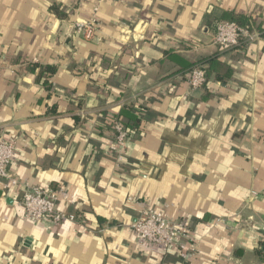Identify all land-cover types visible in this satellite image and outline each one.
Returning a JSON list of instances; mask_svg holds the SVG:
<instances>
[{
	"label": "crops",
	"instance_id": "0c3cea01",
	"mask_svg": "<svg viewBox=\"0 0 264 264\" xmlns=\"http://www.w3.org/2000/svg\"><path fill=\"white\" fill-rule=\"evenodd\" d=\"M225 15L257 38L215 44ZM263 30L264 0H0V139L20 182L0 181V264H264ZM215 54L228 77L192 87L186 62ZM126 107L141 122L121 152ZM24 182L78 222L24 218ZM148 208L187 225L173 246L132 230Z\"/></svg>",
	"mask_w": 264,
	"mask_h": 264
},
{
	"label": "built area",
	"instance_id": "2783aa9c",
	"mask_svg": "<svg viewBox=\"0 0 264 264\" xmlns=\"http://www.w3.org/2000/svg\"><path fill=\"white\" fill-rule=\"evenodd\" d=\"M98 7H95V12ZM96 18L82 19L77 23L78 31L86 39H94L97 35ZM257 34L250 32L236 22L220 20L215 26L214 42L217 45L237 47L247 41H253ZM189 83L192 87H205L207 76L204 65H196L189 74ZM116 140L113 149L124 151L129 133L126 127L116 122L114 125ZM16 142L0 139V181L4 188L11 189L20 182L9 171V166L14 158ZM24 218L41 221L50 217L56 222L65 220L78 222L77 217L68 215L59 208L60 194L57 190L44 188L29 182L22 183ZM188 229L187 225L179 219H169L156 209H145L141 217L132 225V230L142 243L152 247L168 248L175 244L177 238Z\"/></svg>",
	"mask_w": 264,
	"mask_h": 264
},
{
	"label": "trees",
	"instance_id": "16d2710c",
	"mask_svg": "<svg viewBox=\"0 0 264 264\" xmlns=\"http://www.w3.org/2000/svg\"><path fill=\"white\" fill-rule=\"evenodd\" d=\"M220 20H234V21H237L238 23L244 25L245 27L247 26L249 29H250V25H247L248 24V21H244L243 19H241L240 17H237L236 15H225V17H222L220 18ZM262 38H264V30H263V34H262ZM199 64H202L204 65V68H205V71H206V76H207V84L205 85V88H208L209 86V83L211 82V73L214 72V71H219V77L217 78L218 80L224 82L225 81V78L228 77V72L225 74L223 72H221V70L219 69H222L224 70V67L225 64L221 61L220 57L215 54V55H212V56H208V57H204L202 58L200 61H197ZM187 65H186V69L184 70H190L193 69L192 67L194 66V63H188L186 62ZM45 71L50 73V74H53L55 72V69L51 66H47L45 68ZM127 114L129 115L130 117L133 118V121H134V126H131L132 129L128 128L127 126L126 129L128 130V133L130 136H133L135 134V132L138 131V129L140 128V122L141 120L135 115L134 113V107H126V108H123L120 110V112L118 113V115H121V114ZM261 256H263L264 258V251L260 252Z\"/></svg>",
	"mask_w": 264,
	"mask_h": 264
}]
</instances>
